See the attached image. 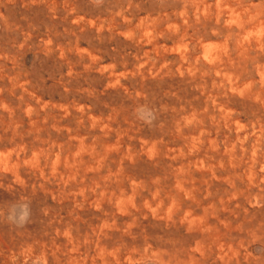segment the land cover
Masks as SVG:
<instances>
[{
  "label": "rangeland",
  "instance_id": "1",
  "mask_svg": "<svg viewBox=\"0 0 264 264\" xmlns=\"http://www.w3.org/2000/svg\"><path fill=\"white\" fill-rule=\"evenodd\" d=\"M233 1L239 3L237 4L235 2V4ZM192 2L198 5H193ZM203 2L205 5L202 4ZM203 2L200 0H0V35L3 34L2 37L0 36L1 39L3 38L2 40L0 39V43L2 44V46L0 45V49L2 48L1 50L3 51L0 50V76L4 75V77H0L1 82L4 84L2 85L0 82V91H2L0 92V103H3L1 104L2 106L0 105V108H2L0 109V111L2 110L0 112V153L5 152L3 155L0 154V159L7 160L5 161L6 166H4L5 164L1 163L2 161L0 160V180L2 178L0 181V264H12V262L14 264H195L196 262V264H214L215 261L217 262L219 260L220 256L217 254V244H213L209 248L211 253L210 257L206 258L207 261L202 259L200 252L202 248H206L207 246V224L212 226L215 225L220 231L219 233L226 237V240L227 238L231 239L229 241L227 240L230 247V261H232L229 262V264H238L239 261V264H264V119H262L264 118V30L261 32L259 30L261 27H264V20H262L264 18V0H259V2L258 0H256V2L255 0H213L214 3H212V0H203ZM212 5L214 7H212ZM223 5H225L226 8H231L232 11L228 8L224 9L225 7ZM232 5L234 6L230 7ZM251 5L261 6H259V9L258 6L252 7ZM203 7H205V9H203ZM235 7L236 9H234ZM247 7H250V12H248L249 10ZM243 8H246L248 11L246 12ZM254 12L256 13L255 17L250 16ZM216 15H218V17ZM235 15L237 20L239 19V22L243 20L247 24H240L241 22L235 23L237 21L234 20L236 19ZM256 17L259 19V23L257 19H255ZM209 18L211 22L208 21ZM215 18L217 22L222 20L220 24L216 22V25H214ZM202 19H206V21ZM232 19L235 22H233ZM226 21L231 22L228 23ZM204 22H207L206 24H209L210 27ZM168 23L169 26H173L174 24L177 25H174L176 29H174V26L173 29L170 27L171 32H168L170 31L168 30V26H166ZM195 23L198 25L200 24L201 27L199 28L198 25L196 27ZM227 24H230V26H227ZM252 24H254V26ZM221 25L222 27H220ZM242 25L243 27H241ZM189 26L191 28L193 27L194 30ZM182 27L184 28L182 29ZM179 30L181 31L180 34ZM211 31L217 36L210 33ZM225 31L227 35H224ZM250 31H253L255 34L253 35ZM219 32H223V34ZM181 35L182 39L180 38ZM190 35H192V37H190ZM201 35L203 37H201ZM257 36L258 38H256ZM162 37L166 40H163ZM228 37L230 39H228ZM249 37L254 38L250 39ZM195 41H197V43H195ZM243 43L246 44V46ZM237 44L239 47L235 49ZM252 45H254L253 49L255 50L252 49ZM240 47L244 48L241 49ZM226 50L231 55L230 59L233 57L232 60L229 59L227 61L228 63L221 64L219 60L217 61L213 58L215 54L227 53ZM241 50L243 54L238 58L237 55ZM210 51L211 53L208 54ZM234 53H236V55ZM205 55H207V58ZM209 59L213 61L211 62ZM260 59L262 60L260 61ZM233 60L235 62H233ZM255 60H257V62ZM238 61L241 65L238 64L239 68L236 66L239 71L237 73L236 67H232L239 63ZM205 62L207 63L205 64ZM208 63L210 64L208 65ZM2 67L5 69L3 70ZM254 67H260L257 68L259 71ZM231 69H233L232 71H235V73H233ZM243 69L248 70L247 73ZM221 72L222 74H220ZM224 72L227 73L228 77L226 73L223 74ZM214 73L217 75H214ZM236 73L237 75H235ZM233 75H235L236 78H233ZM223 77L226 78V80ZM259 78L260 80H257ZM244 79L251 80V82L247 84L248 80L245 81ZM214 80L216 82H214ZM227 82H231V84L233 82L232 86L231 84L228 85ZM147 83H150V85L147 86ZM218 83L221 84V86ZM247 85H249L248 89L246 87ZM53 87H55V89ZM229 88L231 90H229ZM250 89L252 92L249 91ZM257 91L262 93L261 96L263 99L260 97L262 100L257 98L261 94L259 93L258 96H256L258 93ZM253 96H256V100H259L255 101V98H252ZM146 97L149 101L146 100ZM252 101L253 103L251 104ZM149 102L151 103L149 104ZM4 103L6 106L8 105L7 107L9 109L6 108V110L4 108ZM254 103L256 105L257 103L259 104L258 106H254ZM229 105H231V107ZM249 105L250 107H248ZM258 107L259 109L257 110ZM3 108L7 111L5 114ZM244 109L245 112L242 111ZM248 109H250V111ZM180 111H182V113ZM239 112L243 116L239 114ZM253 112L255 114H253ZM198 121L199 123H197ZM170 123L174 126L172 127ZM191 124H193L192 127ZM163 125H166L167 128ZM168 126L169 128L171 127V129H169ZM239 127L241 128L239 129ZM183 128L186 129L184 130ZM173 130H175V132H173ZM179 130L182 132L180 133ZM190 130L191 132H189ZM47 131L48 133H46ZM167 131L168 133H166ZM186 131L189 133L187 134ZM200 132L202 133L200 134ZM64 134L67 137H65ZM19 136L22 140H20ZM72 136H76V138H72ZM40 137L44 139L40 140ZM64 137L66 138L65 140ZM27 138L33 139L25 141ZM75 139L78 140L77 143ZM176 139L178 141H176ZM9 140L11 142H9ZM144 140L146 142H144ZM213 140L216 141V146H214L215 143ZM12 142H14V144ZM22 142L25 143L23 144ZM38 142H41V144ZM73 142L76 143L74 144L75 146L72 144ZM25 144H28L29 149ZM42 144L45 146H42ZM37 146H39V149ZM226 147H230L231 149L234 147L233 149L235 151L233 149L231 151L230 148L227 149ZM243 147L245 150H243ZM220 148H222L221 152ZM236 148L238 149L236 150ZM6 149L8 155H5L7 154ZM71 150L74 153H78L74 155ZM238 151H240V153ZM217 152L219 153L217 154ZM154 153L156 156H154ZM158 153H160V155H158ZM49 154L51 156H49ZM35 155H37L36 158H34ZM86 155L89 158L94 156V159H89ZM172 156L174 158H172ZM175 156H177V159ZM3 157H7V159ZM60 157L62 158L60 159ZM157 157H159L160 160L157 159ZM22 158L25 160L23 161ZM26 158H28V160ZM63 159L66 160L68 165ZM155 159L157 162H155ZM173 159L177 162H174L175 160L173 161ZM29 160L32 162L35 160L37 161L32 163ZM53 160L58 164L57 169H54L56 166ZM179 160H182V162ZM249 160L252 161H250V165H248ZM97 161L98 163H95ZM106 161H108V163ZM43 162H45L44 166ZM47 162L50 163L48 164ZM51 163L54 165H51ZM70 164H74L76 169L78 166L81 168L78 167L77 171L73 168V165H71L73 168L72 170V168L69 167ZM90 164L93 165L95 169H91L92 166H90ZM59 165H61V168ZM158 165H160V170L158 169ZM161 165H164L166 168H162ZM3 166L8 169L10 168V171ZM50 166L52 169H50ZM66 166L68 169H66ZM227 166H229V170ZM82 167H84L85 172L82 171ZM88 168L93 173H89L90 171ZM238 168L240 170L239 172ZM12 169H17V174L15 173L16 171L14 172ZM45 169L47 172L44 173V171H46ZM48 169H50V171ZM59 169L61 170L59 171ZM246 169H249L248 173ZM230 170H232V173ZM253 170L254 173L252 172ZM96 171L98 174L95 173ZM59 172H62V174ZM73 172H75L74 176L72 175ZM80 172L84 175H80ZM223 172H225V174L228 172L229 175L228 173L225 175ZM6 173L10 175V178ZM12 173L16 174L15 177H13L14 175H12ZM18 174H20L19 177ZM42 174L44 178L47 177L46 180L43 179ZM249 174L250 176H248ZM58 175L62 177L60 178ZM97 175H99V177ZM81 176L84 177L81 178ZM69 177L71 182L69 181ZM213 177H215L217 181H215ZM248 177L250 178L247 179ZM64 178L69 182L64 183ZM194 178H196L197 182L194 181ZM54 179L58 180V182ZM78 179H81V181L83 180L82 183H84L82 185L84 186H80L81 181L79 182ZM129 180L132 181L130 182ZM170 180H172V182H170ZM125 181L127 183H125ZM159 181L160 183L163 181V183L159 184ZM74 182H77V184ZM57 183L60 185L58 186ZM113 183L114 189L112 186ZM209 185H212L213 188ZM35 188H37V190ZM165 189H168V191ZM7 191H9V193ZM20 191L23 192L22 195ZM99 191L101 192V196ZM131 191L133 193H131ZM257 191L260 193L258 194ZM155 193H157V195ZM139 194L141 196H139ZM57 196H61V199H58ZM202 196L204 198H202ZM42 199L45 204L42 203ZM45 199L46 201H44ZM195 199L199 201V205ZM186 200L188 202H186ZM192 202H194L195 205ZM52 203L56 204L53 205ZM65 204H70L71 206H65ZM187 204H189L191 208H189L190 206L185 207ZM43 206H45L43 210L46 207H48V209L46 208L47 210L45 209L43 211ZM184 207L185 209H183ZM39 210H41V213ZM42 212L45 213L42 214ZM77 213H79V215ZM211 213L213 215L212 218L210 215ZM222 213H224V215ZM259 213H261L262 217L258 215ZM52 216H54V219ZM57 216H60L61 219L59 217L57 218ZM78 216H80V219H78ZM92 217L93 219H91ZM255 217L259 219L256 220ZM81 219L83 222H80ZM86 219H88L91 224L90 222L88 223ZM92 221L96 222L94 223ZM253 221L254 224H252ZM41 222L43 225H41ZM82 224L83 226L85 225V228H83ZM27 227L29 229H27ZM33 227L37 229L41 227V231L40 229L35 230ZM167 228H169V232L165 231ZM173 228L174 230H172ZM257 228L259 233H257ZM63 229L66 230L63 231ZM79 230H81L83 234ZM66 232H68V234ZM170 232L173 234L171 235ZM22 233H26L29 237L26 236L27 238H25V234L22 235ZM49 233L52 239L48 236ZM97 233H99V235H96ZM102 233L103 235H107L103 236ZM187 233L189 239L186 237ZM195 233L198 238L195 236ZM200 233L201 235H199ZM9 234L12 235L13 240L8 239L9 236L11 238ZM100 235L102 238H100ZM182 236L187 239H181ZM33 237L37 239V242L32 240ZM38 237L41 238L39 239ZM203 237H206L205 241H203ZM14 238L19 239L17 240ZM52 240L54 243H52ZM57 240L60 243L58 244L59 246L55 244L58 243ZM55 245L58 246L57 249ZM67 245H70L71 248ZM45 246L47 248L49 247V249ZM188 247H190V249ZM19 250L21 253H19ZM187 251L189 254H187ZM48 253H52V255ZM161 253L163 254L161 255ZM173 254L174 256H172ZM49 255L52 256V258H50ZM49 258L52 259V262H50Z\"/></svg>",
  "mask_w": 264,
  "mask_h": 264
},
{
  "label": "bare ground",
  "instance_id": "2",
  "mask_svg": "<svg viewBox=\"0 0 264 264\" xmlns=\"http://www.w3.org/2000/svg\"><path fill=\"white\" fill-rule=\"evenodd\" d=\"M191 1H192V0H191ZM193 1H194V0H193ZM197 1H199V0H197ZM200 1L203 2V0H200ZM225 1H226V0H225ZM227 1H229V0H227ZM237 1H238V0H237ZM1 2H2V1H1ZM219 2H220V1H219ZM233 2H234V1H233ZM235 2H236V1H235ZM235 2H234V3H235ZM255 2H256V0H255ZM258 2H259V0H258ZM185 3H187V2H185ZM212 3H214L213 0H212ZM221 3H222V1H221ZM234 3H233V4H234ZM236 3L238 4L239 2H236ZM236 3H235V4H236ZM253 3H254V2H253ZM192 4H193V5H194V4L196 5V3H193V2H192ZM202 4H204V2H203ZM223 4H225V3H223ZM250 4H251V3H250ZM250 4H249V6H250ZM189 5H190V4H189ZM197 5H198V4H197ZM197 5H196V6H197ZM204 5H205V4H204ZM217 5H218V4H217ZM220 5H221V4H220ZM227 5H228V4H227ZM227 5H226V6H227ZM229 5H230V4H229ZM262 5H263V4H262ZM13 6H14V5H13ZM207 6H208V5H207ZM223 6L225 7V5H223ZM233 6H234V5H232V6H230V7H233ZM241 6H242V5H241ZM251 6H252V5H251ZM254 6H255V5H254ZM254 6H252V7H254ZM256 6H258V5H256ZM256 6H255V7H256ZM259 6H261V5H259ZM259 6H258V8H259ZM263 6H264V5H263ZM212 7H214V6L212 5ZM219 7H220V6H219ZM224 7H223V8H224ZM239 7H240V5H239ZM243 7H244V6H243ZM245 7H246V6H245ZM252 7H251V8H252ZM196 8H197V7H196ZM206 8H208V7H206ZM215 8H216V7H215ZM220 8H222V7H220ZM227 8H228V7H227ZM227 8L225 7L224 9H227ZM8 9H9V8H8ZM11 9H12V8H11ZM203 9H205V7H203ZM228 9H231V8H228ZM234 9H236V7H235ZM237 9H238V8H237ZM239 9H240V8H239ZM243 9H244L246 12H247L248 10H249L248 12H250V7H247L248 10H246V8H243ZM259 9H260V8H259ZM241 10H242V9H241ZM203 11H204V10H203ZM210 11H211V10H210ZM210 11H209V12H210ZM221 11H223V10H221ZM225 11H226V10H225ZM230 11H232V9H231ZM234 11H235V10H234ZM237 11H238V10H237ZM255 11H256V9H255ZM258 11L262 12L261 10H258ZM235 12H236V11H235ZM213 13H214V11H213ZM217 13L219 14L218 11H217ZM217 13H215V14H217ZM3 14H4V13H3ZM235 14H237V13H235ZM253 14H254V15H253ZM253 14H251V15L249 14V15L252 16V17H253V16L255 17V14H256V13L254 12ZM257 14H258V13H257ZM0 15H1V13H0ZM220 15H221V14H220ZM220 15H219V16H220ZM222 15H223V14H222ZM225 15H226V14H225ZM229 15H230V14H229ZM238 15H239V14H238ZM238 15H237V16H238ZM245 15H246V13H245ZM216 16L218 17V15H216ZM230 16H231V15H230ZM250 16H249V17H250ZM214 17H215V16H214ZM235 17H236V15H235ZM252 17H251V18H252ZM243 18H244V17H243ZM246 18H247V17H246ZM246 18H245V19H246ZM199 19H200V17H199ZM212 19H213V18H212ZM218 19H219V18H218ZM222 19H223V18H222ZM240 19H241V18H240ZM255 19H257V17H256ZM255 19H253V20H255ZM0 20H1V19H0ZM202 20H203V19H202ZM202 20H201V21H202ZM216 20H217V19L215 18V21H214L215 24H214V25H216V22H217ZM227 20H228V19H227ZM229 20H230V19H229ZM234 20H237V17H236V19H234ZM238 20H239V19H238ZM238 20L235 22V21H233V19H232V21L235 22V23H238V22H239ZM253 20H252V21H253ZM262 20H264V18H263ZM262 20H261V21H262ZM199 21H200V20H199ZM203 21H206V19L203 20ZM208 21L211 22V21H210V18L208 19ZM220 21H222V20H220ZM220 21H218L217 23L220 24ZM226 22H228V21H226ZM230 22H231V21H230ZM230 22H228V23H230ZM240 22H241V23H240ZM240 22H239V23H240V24L243 23V25H244V24H247V23H245L243 20L240 21ZM255 22H256V21H255ZM257 22L259 23V19H257ZM257 22H256V23H257ZM262 22H263V21H262ZM197 23H198V22H197ZM197 23H195V24H196V27H197V25H198ZM199 23H200V22H199ZM204 23H205V22H204ZM206 23H207V22H206ZM206 23H205V24H206ZM200 24H201V23H200ZM200 24L198 25L199 28L201 27ZM223 24H224V23H223ZM223 24H222V25H223ZM232 24H234V23H232ZM254 24H255V23H254ZM254 24H252V25L254 26ZM170 25H171V23H170ZM172 25H173V24H172ZM174 25H175V24H174ZM174 25H173V26H174ZM206 25L208 26L209 24H206ZM217 25H218V24H217ZM222 25H221L220 27H222ZM228 25L230 26V24H227V26H228ZM238 25H239V24H238ZM243 25H242L241 27H243ZM249 25H250V24H249ZM166 26H168V30H170V27H171V29H173V26H169V23H168ZM175 26H177V25H175ZM175 26H174V29H176ZM191 26H192V25H191ZM224 26H225V25H224ZM236 26H237V24H236ZM253 26H252V28H253ZM260 26H261V25H260ZM263 26H264V25H263ZM4 27H5V26H4ZM189 27H190V26H189ZM209 27H210V25H209ZM218 27H219V26H218ZM233 27H234V26H233ZM237 27H238V26H237ZM241 27H240V28H241ZM255 27H256V26H255ZM183 28H184V27H182V29H183ZM190 28H191V27H190ZM199 28H198V29H199ZM203 28H204V26H203ZM203 28H201V29H203ZM207 28H208V27H207ZM211 28H212V27H211ZM234 28H235V27H234ZM262 28H264V27H261V28L259 29L260 32L264 30V29H262ZM191 29H193V27H192ZM212 29H213V28H212ZM212 29H211V30H212ZM232 29H233V28H232ZM247 29H248V28H247ZM5 30H6V29H5ZM168 30H167V31H168ZM193 30H194V29H193ZM193 30H192V31H193ZM207 30H208V29H207ZM233 30H234V29H233ZM244 30H245V29H244ZM165 31H166V30H165ZM187 31H188V30H187ZM212 31H213V30H212ZM212 31H211L210 33L213 34ZM227 31H228V29H227ZM254 31H255V30H254ZM168 32H171V30L168 31ZM173 32H174V30H173ZM180 32H181V31L179 30V34H180ZM193 32H194V31H193ZM201 32H202V31H201ZM228 32H229V31H228ZM235 32H236V31H235ZM239 32H240V31H239ZM250 32L253 33V31H250ZM184 33H185V32H184ZM191 33H192V32H191ZM214 33H215V32H214ZM219 33L223 34V32H219ZM225 33H226V34H225ZM225 33H224V35H227V32H226V31H225ZM240 33H241V32H240ZM174 34H175V33H174ZM189 34H190V33H189ZM192 34H193V33H192ZM196 34H197V33H196ZM200 34H202V33H200ZM216 34H217V33H216ZM236 34H237V33H236ZM241 34H243V33H241ZM241 34H240V35H241ZM254 34H255V33H253V35H254ZM261 34H262V33H261ZM261 34H260V35H261ZM2 35H3V34H2ZM2 35H0V36L2 37ZM175 35H176V34H175ZM182 35H183V33H182ZM182 35H181V37H180L181 39H182ZM209 35H211V34H209ZM209 35H208V36H209ZM213 35H215V34H213ZM213 35H212V36H213ZM237 35H239V34H237ZM249 35H250V34H249ZM260 35H259V36H260ZM79 36H80V35H79ZM177 36H178V35H177ZM184 36H185V35H184ZM197 36H198V35H197ZM208 36H207V37H208ZM215 36H217V35H215ZM215 36H214V37H215ZM232 36H233V35H232ZM241 36H242V35H241ZM241 36H240V37H241ZM247 36H248V35H247ZM1 37H0V39H1ZM70 37H71V36H70ZM80 37H81V36H80ZM190 37H192V35H190ZM198 37H200V36H198ZM201 37H203V36L201 35ZM204 37L206 38L205 35H204ZM209 37H210V36H209ZM209 37H208V38H209ZM225 37H226V36H225ZM235 37H236V36H235ZM251 37H252V36H251ZM251 37H249V38H250V39H253V38H254V37H253V38H251ZM4 38H5V36H4ZM183 38H184V37H183ZM236 38H237V37H236ZM256 38H258V36H257ZM256 38H255V39H256ZM2 39H3V38H2ZM2 39H1V40H2ZM162 39L164 40L165 38L162 37ZM195 39H196V38H195ZM199 39H200V38H199ZM223 39H225V38H223ZM228 39H230V38L228 37ZM240 39H241V38H240ZM242 39H243V37H242ZM242 39H241V40H242ZM4 40H5V39H4ZM165 40H166V39H165ZM168 40H169V39H168ZM171 40H172V39H171ZM200 40H201V39H200ZM207 40H209V39H207ZM233 40H234V39H233ZM236 40H237V39H236ZM241 40H240V43H241ZM246 40H248V39H246ZM263 40H264V39H263ZM198 41H199V40H198ZM203 41H206V40H203ZM234 41H235V40H234ZM244 41H245V38H244ZM244 41H243V42H244ZM2 42H4V41H2ZM206 42H207V41H206ZM206 42H203V43H206ZM208 42H209V41H208ZM227 42H228V41H227ZM236 42H237V41H236ZM248 42H250V41H248ZM251 42H252V41H251ZM260 42H261V41H260ZM195 43H197V41H195ZM201 43H202V42H201ZM257 43H258V42H257ZM243 44H244V43H243ZM251 44H252V43H251ZM0 45L2 46L1 43H0ZM194 45H195V44H194ZM204 45L207 46L206 44H204ZM232 45H233V44H232ZM240 45H241V44H240ZM244 45L246 46V44H244ZM254 45H258V44H254ZM254 45H252V49H253V46H254ZM1 46H0V47H1ZM209 46H211V45H209ZM178 47H179V46H178ZM198 47H200V46H198ZM233 47H234V46H233ZM238 47H239V46H238V44H237V47H235V49L238 48ZM255 47H256V46H255ZM9 48H10V47H9ZM209 48H210V47H209ZM209 48H207V49H209ZM240 48H241V47H240ZM242 48H244V47H242ZM242 48H241V49H242ZM257 48H259V47H257ZM257 48H256V50H257ZM1 49H2V48H1ZM1 49H0V50H1ZM199 49H200V48H199ZM247 49H249V48H247ZM3 50H4V49H3ZM170 50H171V49H170ZM180 50H181V49H180ZM195 50H196V49H195ZM202 50H203V49H202ZM210 50H211V49H210ZM245 50H246V49H245ZM253 50H255V49H253ZM1 51H2V50H1ZM189 51H190V50H189ZM208 51H209V50H208ZM211 51H213V50H211ZM211 51H210L209 53H208V52H207V53L210 54ZM226 51H227V50H226ZM229 51H230V50H229ZM237 51H238V50H237ZM249 51H250V50H249ZM2 52H3V51H2ZM172 52H173V51H172ZM197 52H198V50H197ZM199 52H200V51H199ZM221 52H222V51H221ZM250 52H251V51H250ZM250 52H248V53H250ZM0 53H1V52H0ZM187 53H188V52H187ZM203 53H205V52H203ZM215 53H216V52H215ZM222 53H223V52H222ZM230 53H231V52H230ZM2 54H3V53H2ZM188 54H189V53H188ZM197 54H199V53H197ZM200 54H201V53H200ZM205 54H206V53H205ZM208 54H207V55H208ZM234 54L236 55V53H234ZM242 54H243V53H242V50H241V51L238 53V55H237L238 58H240V57L242 56ZM246 54H247V52H246ZM254 54H255V53H254ZM180 55H181V54H180ZM190 55H191V54H190ZM202 55H204V54H202ZM207 55H205L206 58H207ZM249 55H250V54H249ZM261 55H262V54H261ZM261 55H260V57H261ZM2 56H3V55H2ZM196 56H197V55H196ZM208 56H209V55H208ZM230 56H231V55H230V54L228 53V51H227V53H224V54H221V53H220V54H215V56H213V58L216 59L217 61L219 60V62H220L221 64H222V63L224 64V63H228L227 61L230 59ZM233 56H234V55H233ZM251 56H252V55H251ZM203 57H204V56H203ZM235 57H236V56H235ZM260 57H259V58H260ZM0 58H1V57H0ZM252 58H253V56H252ZM257 58H258V57H257ZM175 59H176V57H175ZM195 59H196V57H195ZM232 59H233V57H232L230 60H232ZM245 59H246V58H245ZM254 59H255V58H254ZM262 59H263V58H262ZM262 59H260V61H261ZM140 60H142V59H140ZM206 60H207V59H206ZM209 60H210V59H209ZM177 61H178V58H177ZM177 61H176V62H177ZM210 61L212 62L213 60H210ZM210 61H209V62H210ZM240 61H241V60H240ZM255 61L257 62V60H255ZM263 61H264V60H263ZM173 62H174V61H173ZM231 62H232V61H231ZM233 62H235V61L233 60ZM233 62H232V63H233ZM238 62H239V61H238ZM246 62H248V61H246ZM193 63H194V62H193ZM206 63H207V62H205V64H206ZM262 63H263V62H262ZM203 64H204V63H203ZM209 64H210V63H208V65H209ZM211 64H212V63H211ZM214 64H215V63H214ZM230 64H231V63H230ZM238 64H240V62L237 63L236 65L234 64L235 66H233L232 68H234V67H236V66L238 67ZM251 64H252V63H251ZM256 64H257V63H256ZM218 65H219V64H218ZM227 65H228V64H227ZM240 65H241V64H240ZM263 65H264V64H263ZM3 66H4V65H3ZM206 66H207V65H206ZM222 66H223V65H222ZM229 66H230V65H229ZM247 66H248V65H247ZM247 66H246V67H247ZM257 66H258V64H257ZM4 67H5V66H4ZM187 67H188V66H187ZM224 67H225V66H224ZM230 67H231V66H230ZM237 67H236L235 69H236V71H237V73H238L239 71L237 70ZM252 67H253V65H252ZM0 68H1V66H0ZM2 68H3V67H2ZM202 68H203V67H202ZM214 68H215V67H214ZM226 68H228V67H226ZM238 68H239V67H238ZM241 68H242V67H241ZM247 68H248V67H247ZM254 68H255V67H254ZM257 68H260V67H257ZM257 68H255V69H257ZM4 69H5V68H3V70H4ZM188 69H189V68H188ZM204 69H205V67H204ZM208 69H209V68H208ZM216 69H217V68H216ZM251 69H252V68H251ZM7 70H8V69H7ZM225 70H227V69H225ZM232 70H233V69H231V71H232ZM243 70H245V69H243ZM243 70H242V71H243ZM0 71H1V70H0ZM8 71H9V70H8ZM166 71H168V70H166ZM191 71H192V70H191ZM206 71H207V69H206ZM221 71H222V70H221ZM240 71H241V70H240ZM247 71H248V70H245L246 73H247ZM251 71H252V70H251ZM257 71H259V69H257ZM260 71H262V70H260ZM213 72H214V71H213ZM215 72H216V71H215ZM232 72L235 73V71H232ZM249 72H250V70H249ZM7 73H8V72H7ZM142 73H143V72H142ZM142 73H141V74H142ZM206 73H207V72H206ZM225 73H226V72H224L223 74H225ZM237 73H236L235 75H237ZM246 73H245V74H246ZM250 73H251V72H250ZM256 73H257V72H256ZM259 73H260V72H259ZM259 73H258V74H259ZM209 74H210V73H209ZM215 74H216V73H214V75H215ZM220 74H222V72H221ZM228 74H229V73H228ZM262 74H263V73H262ZM262 74H261V75H262ZM9 75H10V74H9ZM216 75H217V74H216ZM226 75H227V73H226ZM226 75H225V77H226ZM231 75H232V74H231ZM231 75H229V76H231ZM235 75H233V78L235 77ZM241 75H242V74H241ZM241 75H240V76H241ZM256 75H257V74H256ZM259 75H260V74H259ZM1 76H2V75H1ZM1 76H0V77H1ZM19 76H20V75H19ZM220 76H221V75H220ZM222 76H223V75H222ZM240 76H238V77H240ZM247 76H248V75H247ZM257 76H258V75H257ZM2 77H4V75H3ZM227 77H228V75H227ZM260 77H261V76H260ZM9 78H10V77H9ZM25 78H26V77H25ZM223 78H224V77H223ZM235 78H236V77H235ZM224 79L226 80V78H224ZM215 80H217V79H215ZM215 80H214V82H216ZM227 80H228V79H227ZM234 80H236V79H234ZM244 80H245V79H244ZM244 80H243V82H244ZM247 80H248V79H246L245 81H247ZM252 80H253V79H252ZM257 80H260V78L257 79ZM261 80H262V79H261ZM2 81H4V80H2ZM5 81H6V80H5ZM217 81H218V80H217ZM0 82H1V80H0ZM195 82H196V81H195ZM228 82H229V81H228ZM228 82H227V83H228ZM234 82H235V81H234ZM241 82H242V81H241ZM249 82H251V80H250V81L248 80L247 84H248ZM259 82H260V81H259ZM4 83H6V82H4ZM21 83H22V82H21ZM203 83H204V81H203ZM211 83H212V81H211ZM227 83H226V84H227ZM1 84L4 85L2 82H1ZM6 84H7V83H6ZM218 84H219V83H218ZM226 84H225V85H226ZM230 84H231V82L228 83V85H230ZM232 84H233V82H232ZM232 84H231V86H232ZM234 84H235V83H234ZM149 85H150V83H149V84L147 83V86H149ZM212 85H213V84H212ZM214 85H215V84H214ZM219 85L221 86V84H219ZM240 85H241V84H240ZM250 85H251V83H250ZM257 85H258V84H257ZM50 86H51V85H50ZM223 86H224V85H223ZM234 86H235V85H234ZM237 86H239V85H237ZM253 86H255V85H253ZM260 86H261V85H260ZM246 87H247V89H248L249 85H247ZM5 88H6V87H5ZM53 88L55 89V87H53ZM149 88H150V87H149ZM163 88H164V87H163ZM211 88H212V87H211ZM220 88H221V87H220ZM222 88H223V87H222ZM227 88H228V86H227ZM238 88H239V87H238ZM259 88H260V87H259ZM261 88H262V87H261ZM20 89H21V88H20ZM50 89H51V88H50ZM218 89H219V88H218ZM242 89L244 90L243 86H242ZM152 90H153V89H152ZM216 90H217V89H216ZM229 90H231V89L229 88ZM232 90H233V89H232ZM260 90H262V89H260ZM5 91H6V90H5ZM18 91H19V90H18ZM43 91H44V90H43ZM56 91H57V90H56ZM153 91H154V90H153ZM218 91H219V90H218ZM249 91H251V89H250ZM249 91H248V92H249ZM254 91H255V90H254ZM0 92H2V91H0ZM220 92H221V91H220ZM223 92H224V91H223ZM223 92H222V93H223ZM242 92H244V91H242ZM251 92H252V91H251ZM257 92H258V93H257L256 96H258V94L261 93V92H259V91H257ZM263 92H264V91H263ZM3 93H4V92H3ZM178 93H179V92H178ZM1 94H2V93H1ZM28 94H29V93H28ZM216 94H217V92H216ZM223 94H224V93H223ZM240 94H243V93H240ZM252 94H253V93H252ZM263 94H264V93H263ZM4 95H5V94H4ZM173 95H174V94H173ZM220 95H221V94H220ZM224 95H225V94H224ZM261 95H262V93H261L260 96H258L257 98L261 99V98H262ZM5 96H6V95H5ZM256 96H253L252 98H255ZM2 97H3V96H2ZM24 97H25V96H24ZM218 97H219V96H218ZM224 97H225V96H224ZM260 97H261V98H260ZM0 98H1V97H0ZM146 98H147V97H146ZM222 98H223V97H222ZM237 98H238V97H237ZM263 98H264V96H263ZM263 98H262V99H263ZM210 99H211V98H210ZM217 99H218V98H217ZM259 99H257V100H259ZM262 99H261V100H262ZM146 100H148V98H147ZM220 100H221V99H220ZM254 100L257 101L256 98H255ZM136 101H137V100H136ZM144 101H145V100H144ZM148 101H149V100H148ZM221 101H222V100H221ZM229 101H230V100H229ZM255 101H254V102H255ZM146 102H147V101H146ZM161 102H162V100H161ZM150 103H151V102H149V104H150ZM217 103H218V102H217ZM240 103H241V102H240ZM240 103H239V104H240ZM242 103H243V102H242ZM245 103H246V101H245ZM248 103H249V102H248ZM252 103H253V101L251 102V104H252ZM259 103H260V102H259ZM259 103H257V105L254 103L253 105H254V106H255V105L258 106ZM263 103H264V102H263ZM1 104H3V103H0V105H1ZM4 104H5V103H4ZM218 104H219V103H218ZM220 104H222V103H220ZM229 104H230V103H229ZM232 104H233V102H232ZM246 104H247V103H246ZM261 104H262V103H261ZM11 105H12V104H11ZM193 105H194V104H193ZM1 106H2V105H1ZM4 106H5V107H4ZM4 106H3V107H4L5 109L8 108V107H7L8 105L6 106V104H5ZM220 106H221V105H220ZM224 106H225V105H224ZM229 106L231 107V105H229ZM241 106H242V105H241ZM254 106H253V108H254ZM263 106H264V105H263ZM26 107H27V106H26ZM182 107H183V106H182ZM221 107H222V106H221ZM233 107H234V105H233ZM248 107H250V105H249ZM4 108H3V109H4ZM243 108H244V106H243ZM245 108H246V106H245ZM0 109H2V108H0ZM5 109H4L5 112L3 111L4 114L7 112V111H6L7 109H6V110H5ZM8 109H9V108H8ZM183 109H184V108H183ZM220 109H221V108H220ZM250 109H252V108H250ZM250 109H248V110L250 111ZM258 109H259V107L257 108V110H258ZM28 110H29V109H28ZM225 110H226V109H225ZM227 110H228V109H227ZM230 110H231V109H230ZM230 110H229V111H230ZM246 110H247V109H246ZM1 111H2V110H1ZM1 111H0V112H1ZM186 111H187V110H186ZM221 111H222V110H221ZM238 111H239V110H238ZM238 111H237V112H238ZM242 111L245 112V109L242 110ZM249 111H248V113H249ZM254 111H255V110H254ZM180 112L182 113V111H180ZM216 112H217V111H216ZM255 112H256V111H255ZM257 112H258V111H257ZM259 112H260V111H259ZM261 112H262V109H261ZM185 113H186V112H185ZM190 113H191V112H190ZM192 113H193V112H192ZM227 113H228V112H227ZM248 113H247V114H248ZM178 114H179V113H178ZM224 114H225V113H224ZM239 114H241V113L239 112ZM239 114H238V115H239ZM251 114H252V113H251ZM253 114H255V113L253 112ZM261 114H263V113H261ZM2 115H3V114H2ZM227 115H228V114H227ZM234 115H235V114H234ZM238 115H237V116H238ZM241 115H242V114H241ZM258 115H259V114H258ZM3 116H4V115H3ZM6 116H7V114H6ZM6 116H5V117H6ZM16 116H17V115H16ZM190 116H191V115H190ZM197 116H198V115H197ZM231 116H232V115H231ZM235 116H236V115H235ZM242 116H243V115H242ZM242 116H241V117H242ZM246 116H247V115H246ZM249 116H250V115H249ZM255 116H256V115H255ZM260 116H261V115H260ZM260 116H259V117H260ZM159 117H160V116H159ZM178 117H179V116H178ZM198 117H199V116H198ZM203 117H204V116H203ZM206 117H207V116H206ZM229 117H230V116H229ZM253 117H254V116H253ZM253 117H252V118H253ZM13 118L15 119L14 116H13ZM175 118H176V117H175ZM175 118H174V119H175ZM218 118H219V117H218ZM255 118H256V117H255ZM255 118H254V119H255ZM261 118H262V117H261ZM16 119H18V118H16ZM183 119H184V118H183ZM196 119H197V118H196ZM196 119H195V120H196ZM198 119H199V118H198ZM206 119H207V118H206ZM244 119H246V118H244ZM262 119H264V118H262ZM0 120H1V118H0ZM2 120H3V119H2ZM175 120H176V119H175ZM184 120H185V119H184ZM210 120H212V119H210ZM238 120H239V119H238ZM240 120H241V119H240ZM249 120H250V119H249ZM182 121H183V120H182ZM182 121H181V124H182ZM244 121H247V120H244ZM219 122H220V121H219ZM219 122H218V123H219ZM259 122H260V121H259ZM259 122H258V123H259ZM172 123H173V120H172ZM184 123H185V122H184ZM197 123H199V121H198ZM203 123H204V122H203ZM209 123H210V122H209ZM215 123H216V122H215ZM223 123H224V122H223ZM237 123H238V122H237ZM240 123H241V122H240ZM256 123H257V122H256ZM263 123H264V122H263ZM165 124H166V123H165ZM221 124H222V123H221ZM245 124H246V123H245ZM166 125H168V124H166ZM166 125H163V126H166ZM170 125L172 126L171 123H170ZM207 125H208V124H207ZM209 125H210V124H209ZM216 125H217V124H216ZM240 125H242V124H240ZM13 126H14V125H13ZM173 126H174V125H173ZM173 126H172V127H173ZM192 126H193V124H191V127H192ZM199 126H200V125H199ZM210 126H211V125H210ZM258 126H259V125H258ZM0 127H1V126H0ZM161 127H162V125H161ZM175 127H176V126H175ZM175 127H174V128H175ZM201 127H203V126H201ZM207 127H208V126H207ZM220 127H221V126H220ZM220 127H219V129H220ZM22 128H23V127H22ZM28 128H29V127H28ZM73 128H74V127H73ZM165 128H167V126H166ZM165 128H164V129H165ZM168 128H169V126H168ZM176 128H177V127H176ZM186 128H187V127H186ZM186 128H185V129H186ZM195 128H196V125H195ZM198 128H199V127H198ZM198 128H197V129H198ZM203 128H204V127H203ZM211 128H212V127H211ZM232 128H233V127H232ZM240 128H241V127H239V129H240ZM3 129H4V128H3ZM169 129H171V127H170ZM172 129H173V128H172ZM177 129H178V128H177ZM183 129H184V128H183ZM185 129H184V130H185ZM189 129H190V128H189ZM205 129H206V128H205ZM243 129H244V128H243ZM45 130H46V129H45ZM224 130H225V129H224ZM263 130H264V128H263ZM3 131H4V130H3ZM3 131H2V132H3ZM94 131H95V130H94ZM163 131H166V130H163ZM169 131H170V130H169ZM176 131H177V130H176ZM179 131H180V130H179ZM179 131H178V132H179ZM222 131H223V130H222ZM228 131H229V130H228ZM0 132H1V131H0ZM173 132H175V130H173ZM181 132H182V131H180V133H181ZM189 132H191V130H190ZM189 132H188V133H189ZM223 132H224V131H223ZM236 132H237V131H236ZM260 132H261V131H260ZM3 133H4V132H3ZM46 133H48V131H47ZM166 133H168V131H167ZM166 133H165V134H166ZM169 133L171 134V131H170ZM183 133H184V132H183ZM186 133H187V131H186ZM188 133H187V134H188ZM201 133H202V132H200V134H201ZM215 133H216V132H215ZM230 133H231V132H230ZM7 134H8V132H7ZM21 134H22V133H21ZM21 134H20V135H21ZM53 134H54V133H53ZM62 134H63V133H62ZM66 134H67V133H66ZM142 134H143V133H142ZM203 134H204V133H203ZM203 134H202V135H203ZM205 134H206V133H205ZM211 134H212V133H211ZM211 134H210V135H211ZM241 134H242V133H241ZM10 135H11V134H10ZM10 135H9V138H10ZM46 135H47V134H46ZM60 135H61V134H60ZM64 135H65V134H64ZM174 135H175V134H174ZM174 135H173V136H174ZM190 135H191V134H190ZM208 135H209V134H208ZM232 135H233V133H232ZM3 136H6V135H3ZM11 136H12V135H11ZM51 136H52V135H51ZM61 136H62V135H61ZM61 136H59V137H61ZM140 136H141V135H140ZM144 136H145V135H144ZM175 136H177V135H175ZM179 136H181V135H179ZM187 136H188V135H187ZM191 136H192V135H191ZM218 136H219V135H218ZM225 136H226V135H225ZM227 136H228V135H227ZM239 136H240V135H239ZM263 136H264V134H263ZM6 137H8V136H6ZM12 137H13V136H12ZM33 137H34V136H33ZM59 137H58V138H59ZM62 137H63V136H62ZM65 137H67V136L65 135ZM65 137H64V140L66 139ZM69 137H70V136H69ZM69 137H68V138H69ZM73 137L76 138V136H72V138H73ZM164 137H165V136H164ZM192 137H193V136H192ZM4 138H5V137H4ZM19 138H20V136H19ZM19 138H18V139H19ZM28 138H29V137H28ZM28 138H27V140H25V141H28V140L30 141V139H31V140L33 139V138H30V139H28ZM52 138H53V137H52ZM52 138H51V139H52ZM54 138H55V137H54ZM58 138H57V139H58ZM68 138H67V140H68ZM70 138H71V137H70ZM177 138H178V137H177ZM190 138H191V137H190ZM221 138H222V136H221ZM226 138H227V137H226ZM244 138H245V137H244ZM14 139H15V138H14ZM35 139H36V137H35ZM42 139H44V138L42 137ZM42 139H41V137H40V140H42ZM51 139H50V140H51ZM178 139H179V138H178ZM191 139H192V138H191ZM232 139H233V138H232ZM235 139H236V138H235ZM20 140H22V139L20 138ZM62 140H63V138H62ZM64 140H63V141H64ZM75 140H77V139H75ZM149 140H150V139H149ZM149 140H148V141H149ZM188 140H189V139H188ZM23 141H24V140H23ZM57 141H58V140H57ZM83 141H84V139H83ZM176 141H178V140L176 139ZM176 141H174V142H176ZM213 141H214V140H213ZM213 141H210V142H213ZM7 142H8V140H7ZM9 142H11V141L9 140ZM31 142H32V141H31ZM33 142H34V141H33ZM45 142H46V141H45ZM52 142H53V141H52ZM77 142H78V140L76 141V143H77ZM144 142H146V141L144 140ZM154 142H155V141H154ZM160 142H161V141H160ZM182 142H183V141H182ZM210 142H209V144H210ZM215 142H216V141H214V143H215ZM217 142H218V141H217ZM227 142H228V141H227ZM12 143L14 144V142H12ZM22 143H23V142H22ZM24 143H25V142H24ZM24 143H23V144H24ZM38 143L41 144V142H38ZM38 143H37V144H38ZM56 143H57V142H56ZM58 143H59V142H58ZM63 143H64V142H63ZM66 143H67V142H66ZM66 143H65V145H66ZM69 143H70V142H69ZM76 143L73 142L72 144L74 145V144H76ZM141 143H142V142H141ZM176 143H177V142H176ZM198 143H199V142H198ZM3 144H4V143H3ZM13 144H12V145H13ZM35 144H36V143H35ZM40 144H39V145H40ZM87 144H88V143H87ZM155 144H156V143H155ZM178 144H179V143H178ZM184 144H185V143H184ZM200 144H201V143H200ZM204 144H205V143H204ZM228 144H229V143H228ZM240 144H241V142H240ZM240 144H239V145H240ZM12 145H11V146H12ZM25 145L28 146V144H25ZM30 145H31V144H30ZM43 145H44V144H42V146H43ZM56 145H58V144H56ZM77 145H78V144H77ZM146 145H147V144H146ZM190 145H191V144H190ZM190 145H189V146H190ZM232 145H233V143H232ZM244 145H245V144H244ZM6 146H7V144H6ZM11 146H10V147H11ZM15 146H16V145H15ZM40 146H41V145H40ZM44 146H45V145H44ZM69 146H70V145H69ZM74 146H75V145H74ZM144 146H145V145H144ZM184 146H185V145H184ZM187 146H188V145H187ZM198 146H201V145H198ZM209 146H210V145H209ZM214 146H216V143H215ZM235 146H236V144H235ZM3 147H4V146H3ZM8 147H9V146H8ZM31 147H32V146H31ZM37 147H38V149H39V146H37ZM52 147H53V144H52ZM79 147H80V146H79ZM202 147H203V146H202ZM210 147H211V146H210ZM210 147H209V148H210ZM212 147H213V146H212ZM231 147H232V146H231ZM240 147H241V146H240ZM240 147H239V148H240ZM4 148H5V147H4ZM18 148H19V147H18ZM21 148H22V147H21ZM58 148H59V147H58ZM61 148H62V147H61ZM206 148H207V147H206ZM206 148H204V149H206ZM213 148H214V147H213ZM226 148H227V147H226ZM229 148H230V147H229ZM229 148H227V149H229ZM233 148H234V147H233ZM233 148H232V149H233ZM8 149H10V148H8ZM28 149H29V146H28ZM34 149H35V148H34ZM36 149H37V148H36ZM62 149H63V148H62ZM62 149H61V151H62ZM67 149H68V148H67ZM73 149H74V148H73ZM77 149H79V148H77ZM77 149H76V151H77ZM125 149H126V148H125ZM166 149H167V148H166ZM187 149H188V148H187ZM195 149H196V148H195ZM211 149H212V148H211ZM218 149H219V148H218ZM218 149H217V150H218ZM224 149H225V148H224ZM224 149H223V151H224ZM230 149H231V148H230ZM232 149H231V151H232ZM237 149H238V148H236V150H237ZM254 149H255V148H254ZM46 150H47V149H46ZM64 150H65V149H64ZM148 150H149V149H148ZM174 150H175V149H174ZM189 150H191V149H189ZM212 150H213V149H212ZM225 150H226V149H225ZM233 150H234V149H233ZM243 150H245L244 147H243ZM1 151H2V150H1ZM9 151H10V150H9ZM17 151H18V150H17ZM31 151H32V150H31ZM39 151H40V150H39ZM51 151H52V150H51ZM71 151H72V150H71ZM73 151L75 152V149H74ZM73 151H72V152H73ZM150 151H151V149H150ZM191 151H192V150H191ZM214 151H215V150H214ZM221 151H222V148H220V152H221ZM229 151H230V150H229ZM234 151H235V150H234ZM241 151H242V149H241ZM6 152H7V154H5V155H8V151H7V149H6ZM11 152H12V149H11ZM29 152H30V150H29ZM46 152H47V151H46ZM74 152H73L74 155H76V154L78 153V152H77V153H74ZM79 152H80V151H79ZM84 152H85V151H84ZM93 152H94V151H93ZM194 152H195V151H194ZM198 152H199V149H198ZM200 152H201V150H200ZM238 152L240 153V151H238ZM242 152H243V151H242ZM3 153H5V152H1L0 154L3 155ZM27 153H28V152H27ZM88 153H89V152H88ZM148 153H149V152H148ZM151 153H152V151H151ZM213 153H214V152H213ZM218 153H219V152H217V154H218ZM223 153H224V152H223ZM236 153H237V152H236ZM34 154H35V153H34ZM36 154H37V153H36ZM59 154H60V153H59ZM66 154H67V153H66ZM97 154H98V153H97ZM152 154H153V153H152ZM154 154H155V153H154ZM190 154H191V153H190ZM204 154H205V153H204ZM206 154H208V153H206ZM242 154H244V153H242ZM5 155H4V156H5ZM13 155H14V154H13ZM45 155H46V153H45ZM55 155H56V154H55ZM63 155H64V154H63ZM89 155H90V154H89ZM158 155H160V153H158ZM222 155H224V154H222ZM222 155H220V156H222ZM226 155H227V153H226ZM235 155H236V154H235ZM14 156H15V155H14ZM22 156H23V155H22ZM26 156H27V155H26ZM49 156H51V155L49 154ZM78 156H79V155H78ZM83 156H84V155H83ZM86 156H87V155H86ZM91 156H93V155H91ZM91 156H90V157H91ZM99 156H100V155H99ZM154 156H156V154H155ZM209 156H210V154H209ZM218 156H219V155H218ZM228 156H229V153H228ZM239 156H240V155H239ZM250 156H251V155H250ZM0 157H1V155H0ZM23 157H24V156H23ZM36 157H37V155H35L34 158H36ZM55 157H56V156H55ZM62 157H63V156H62ZM62 157H60V159H61ZM87 157H88V156H87ZM93 157H94V156H93ZM93 157H92V158H93ZM175 157H176V159H177V156H175ZM210 157H211V156H210ZM232 157H233V156H232ZM240 157H242V156H240ZM243 157H244V156H243ZM263 157H264V156H263ZM3 158H6V159H7V157H3ZM12 158H13V157H12ZM44 158H45V156H44ZM46 158H47V157H46ZM56 158H57V157H56ZM56 158H55V159H56ZM70 158H72V157H70ZM88 158H89V157H88ZM92 158H89V159H92ZM95 158H96V157H95ZM172 158H174V157L172 156ZM178 158H179V157H178ZM188 158H189V157H188ZM195 158H196V157H195ZM195 158H194V159H195ZM204 158H205V157H204ZM222 158H223V157H222ZM224 158H225V156H224ZM233 158H234V157H233ZM251 158H252V157H251ZM15 159H16V158H15ZM22 159H23V158H22ZM22 159H21V160H22ZM26 159L28 160V158H26ZM32 159H33V158H32ZM49 159H50V158H49ZM55 159H54V160H55ZM78 159H80V158H78ZM93 159H94V158H93ZM157 159H159V157H157ZM166 159H167V157H166ZM179 159H180V158H179ZM243 159H244V158H243ZM253 159H254V158H253ZM253 159H251V160H253ZM0 160H1V159H0ZM16 160H17V159H16ZM24 160H25V159H23V161H24ZM43 160H44V159H43ZM51 160H52V159H51ZM54 160H53V161H54ZM63 160H64V159H63ZM70 160H71V159H70ZM95 160H96V159H95ZM159 160H160V159H159ZM161 160H162V159H161ZM164 160H165V159H164ZM171 160H172V159H171ZM174 160H175V159H173V161H174ZM182 160H184V159H182ZM182 160H179V161L182 162ZM191 160H193V159H191ZM251 160H249V164H248V165H250V161H251ZM255 160H256V159H255ZM255 160H254V161H255ZM1 161H2L1 163L5 164L4 166H6L5 161H7V160H5V159L3 160V159H2ZM3 161H4V162H3ZM23 161H21V162H23ZM29 161H31V160H29ZM35 161H37V160H35ZM35 161H34V162H35ZM45 161H46V160H45ZM55 161H57V160H55ZM55 161H54L53 163L55 164L56 167H54V166H53V167H54V169H57L58 164H57ZM64 161L66 162V160H64ZM165 161H166V160H165ZM203 161H204V160H203ZM224 161H225V159H224ZM235 161H236V160H235ZM240 161H241V160H240ZM240 161H239V163H240ZM14 162H15V161H14ZM14 162H13V163H14ZM17 162H19V161H17ZM27 162H28V161H27ZM31 162H32V161H31ZM34 162H32V163H34ZM57 162H58V161H57ZM65 162H64V163H65ZM106 162L108 163V161H106ZM155 162H157L156 159H155ZM159 162H160V161H159ZM174 162H177V161L175 160ZM198 162H199V161H198ZM210 162H211V160H210ZM210 162H209V163H210ZM215 162H216V161H215ZM226 162H227V160H226ZM231 162H232V161H231ZM241 162H242V161H241ZM251 162H252V161H251ZM25 163H26V162H25ZM44 163H45V162H43V166H44ZM47 163L49 164L50 162H47ZM53 163H51V165H54ZM61 163H62V162H61ZM83 163H84V162H83ZM88 163H89V162H88ZM95 163H98V161L95 162ZM99 163H100V162H99ZM115 163H116V162H115ZM163 163H164V162H163ZM172 163H173V162H172ZM212 163H213V162H212ZM216 163H217V162H216ZM229 163H230V160H229ZM14 164H15V163H14ZM17 164H19V163H17ZM36 164H37V163H36ZM36 164H35V165H36ZM41 164H42V163H41ZM56 164H57V165H56ZM66 164L68 165L67 162H66ZM85 164H86V163H85ZM112 164H113V163H112ZM165 164H166V163H165ZM174 164H175V163H174ZM177 164H178V163H177ZM226 164H227V163H226ZM236 164H237V163H236ZM251 164H252V163H251ZM255 164H256V163H255ZM7 165H8V164H7ZM31 165H33V164H31ZM71 165H73V168H75L74 164H70L69 167H71ZM75 165H76V163H75ZM86 165H87V164H86ZM104 165H105V164H104ZM142 165H143V164H142ZM147 165H148V164H147ZM156 165H157V164H156ZM166 165H167V164H166ZM193 165H194V163H193ZM198 165H199V164H198ZM206 165H207V163H206ZM232 165H234V164H232ZM241 165H242V164H241ZM243 165H244V164H243ZM4 166H3V167H4ZM12 166H13V165H12ZM25 166H26V164H25ZM25 166H24V167H25ZM59 166H60V168H61V165H59ZM83 166H84V165H83ZM90 166H92V168H91V167H89V168H91V169H95V167H94L93 165L90 164ZM102 166H103V165H102ZM149 166H152V165H149ZM159 166H160V165H158V169L160 170ZM161 166H162V165H161ZM167 166H168V165H167ZM169 166H170V165H169ZM201 166H202V165H201ZM204 166H205V165H204ZM208 166H209V165H208ZM234 166H235V165H234ZM239 166H240V165H239ZM239 166H237V167H239ZM7 167H8V166H7ZM30 167H31V166H30ZM37 167H38V165H37ZM50 167H51V166H50ZM66 167H67V166H66ZM76 167H77V166H76ZM78 167H79V166H78ZM78 167H77V169H78ZM86 167H87V166H86ZM86 167H85V169H86ZM93 167H94V168H93ZM145 167H146V166H145ZM163 167H165V166L163 165L162 168H163ZM192 167H193V166H192ZM216 167H217V166H216ZM224 167H225V166H224ZM227 167H228V170H229V166H227ZM237 167H236V168H237ZM4 168H5V169H8V168H6V167H4ZM48 168H49V167H48ZM71 168H72V167H71ZM73 168H72V170H73ZM79 168H81V167H79ZM89 168H88V170L90 171ZM96 168H97V167H96ZM107 168H108V167H107ZM142 168H143V167H142ZM148 168H149V167H148ZM155 168H156V167H155ZM165 168H166V167H165ZM168 168H169V167H168ZM177 168H178V166H177ZM231 168H232V166H231ZM231 168H230V169H231ZM254 168H255V167H254ZM5 169H4V170H5ZM9 169H10V168H9ZM9 169H8V170H9ZM41 169H42V168H41ZM50 169H52V167H51ZM50 169H48V170L50 171ZM54 169H53V170H54ZM66 169H68V167H67ZM69 169H70V168H69ZM75 169H76V168H75ZM77 169H76V170H77ZM82 169H83L82 171L85 172L84 167H82ZM97 169H98V168H97ZM97 169H96V170H97ZM104 169H105V168H104ZM109 169H110V168H109ZM143 169H144V168H143ZM172 169H174V168H172ZM206 169H207V168H206ZM216 169H217V168H216ZM221 169H222V168H221ZM221 169H220V170H221ZM249 169H251V168H249ZM249 169H248V170L246 169L247 173H248ZM4 170H3V171H4ZM8 170H6V171H8ZM12 170H13L14 172L16 171L15 173L17 174V169H16V170H15V169H12ZM22 170H23V169H22ZM29 170H30V169H29ZM45 170H46V169H45ZM60 170H61V169H59V171H60ZM63 170H64V169H63ZM76 170H75V172H76ZM161 170H162V169H161ZM164 170H165V169H164ZM178 170H179V169H178ZM200 170H201V169H200ZM208 170H209V169H208ZM214 170H215V169H214ZM225 170H226V169H225ZM228 170H227V171H228ZM232 170H233V169H232ZM232 170H230L231 173H232ZM234 170H235V169H234ZM242 170H244V169H242ZM251 170H252V169H251ZM251 170H250V171H251ZM3 171H2V172H3ZM9 171H10V170H9ZM13 171H12V172H13ZM25 171H27V170H25ZM51 171H52V170H51ZM55 171H56V170H55ZM65 171H66V170H65ZM77 171H78V170H77ZM107 171H108V170H107ZM109 171H110V170H109ZM180 171H181V170H180ZM209 171H211V170H209ZM230 171H229V172H230ZM239 171H240V170H239V168H238V172H239ZM0 172H1V171H0ZM23 172H24V171H23ZM31 172H32V171H31ZM45 172H47V170L44 171V173H45ZM52 172H53V171H52ZM52 172H51V173H52ZM66 172H67V171H66ZM66 172H65V173H66ZM69 172H70V171H69ZM75 172H73V174H72L73 176H74V173H75ZM100 172H101V171H100ZM123 172H124V171H123ZM144 172H146V171H144ZM149 172H151V171H149ZM165 172H167V171H165ZM165 172H164V173H165ZM211 172H212V171H211ZM236 172H237V171H236ZM242 172H243V171H242ZM252 172L254 173V170H253ZM252 172H251V173H252ZM255 172H256V171H255ZM3 173H4V172H3ZM40 173H42V172H40ZM56 173H57V171H56ZM59 173L62 174V172H59ZM89 173H93V172L90 171ZM89 173H88V174H89ZM95 173H97V171H96ZM107 173H108V172H107ZM107 173H106V174H107ZM110 173H111V172H110ZM136 173H137V172H136ZM146 173H147V172H146ZM151 173H152V172H151ZM203 173H204V172H203ZM216 173H217V172H216ZM223 173L225 174V172H223ZM227 173H228V172H227ZM227 173H226V174H227ZM256 173H257V172H256ZM6 174H7V173H6ZM9 174H10V173H9ZM16 174H13V173H12V175H14L13 177H15ZM46 174H47V173H46ZM46 174H45V175H46ZM48 174H49V172H48ZM61 174H59V175H61ZM97 174H98V173H97ZM112 174H113V173H112ZM121 174H123V173H121ZM121 174H119V175H121ZM128 174H129V173H128ZM130 174H131V173H130ZM226 174H225V175H226ZM0 175H1V174H0ZM7 175H8V174H7ZM7 175H6V176H7ZM19 175H20V174H18V177H19ZM27 175H28V173H27ZM55 175H56V174H55ZM59 175H58V176H59ZM67 175H68V174H67ZM80 175H84V174H83L82 172H80ZM85 175H86V173H85ZM102 175H103V174H102ZM117 175H118V174H117ZM134 175H135V174H134ZM148 175H149V174H148ZM169 175H170V174H169ZM207 175H208V174H207ZM213 175H214V174H213ZM228 175H229V173H228ZM242 175H243V173H242ZM8 176H9V178H10V175H8ZM25 176H26V175H25ZM46 176H47V175H46ZM46 176H45V177H46ZM48 176H51V175H48ZM53 176H54V174H53ZM63 176H64V174H63ZM65 176H66V174H65ZM73 176H72V177H73ZM87 176H90V175H87ZM97 176L99 177V175H97ZM114 176H115V175H114ZM122 176H123V175H122ZM129 176H131V175H129ZM173 176H174V175H173ZM181 176H182V175H181ZM248 176H250V174H249ZM256 176H258V175H256ZM42 177H43V179H45V180L47 179V177L44 178V175H43V174H42ZM51 177H52V176H51ZM59 177H60V176H59ZM59 177H58V179H59ZM61 177H62V176H61ZM61 177H60V178H61ZM77 177H78V175H77ZM82 177H84V176H81V178H82ZM94 177H95V176H94ZM137 177H138V176H137ZM145 177H146V176H145ZM148 177H149V176H148ZM163 177H164V176H163ZM170 177H171V176H170ZM205 177H206V176H205ZM245 177H246V176H245ZM11 178H12V177H11ZM25 178H26V177H25ZM32 178H33V177H32ZM32 178H31V180H32ZM74 178H75V177H74ZM85 178H86V177H85ZM91 178H92V177H91ZM103 178H104V177H103ZM103 178H102V179H103ZM106 178H107V176H106ZM130 178H131V177H130ZM158 178H159V177H158ZM165 178H166V177H165ZM173 178H174V177H173ZM180 178H181V177H180ZM203 178H204V177H203ZM203 178H202V179H203ZM249 178H250V177H248L247 179H249ZM55 179H56V178H55ZM55 179H54V180H55ZM64 179H65V178H64ZM86 179H87V178H86ZM89 179H90V178H89ZM94 179H95V178H94ZM113 179H114V178H113ZM124 179H125V178H124ZM131 179H132V178H131ZM133 179H134V178H133ZM163 179H164V178H163ZM187 179H188V178H187ZM194 179H195L194 181H196V178H194ZM213 179L215 180V177H213ZM254 179H255V177H254ZM1 180H2V178H1ZM1 180H0V181H1ZM31 180H29V181H31ZM33 180H34V179H33ZM35 180H36V179H35ZM66 180H67V179L64 180V183H65V182L68 183V182L70 181V177H69V181H68V182H67ZM78 180H79V179H78ZM90 180H91V179H90ZM100 180H101V179H100ZM121 180H122V179H121ZM143 180H144V179H143ZM153 180H154V179H153ZM153 180H152V181H153ZM173 180H174V179H173ZM189 180H190V179H189ZM191 180H192V179H191ZM245 180H246V179H245ZM262 180H263V179H262ZM3 181H4V180H3ZM55 181L58 182V180H55ZM80 181H81V179L79 180V182H80ZM82 181H83V180H82ZM82 181H81V185H80V186H84V185H82V184L84 183V182L82 183ZM129 181H130V180H129ZM131 181H132V180H131ZM131 181H130V182H131ZM146 181H147V180H146ZM167 181H168V180H167ZM167 181H166V182H167ZM194 181H193V182H194ZM198 181H199V179H198ZM201 181H202V180H201ZM203 181H204V180H203ZM215 181H217V180H215ZM220 181H221V180H220ZM240 181H241V180H240ZM254 181H255V180H254ZM32 182H33V181H32ZM50 182H51V181H50ZM52 182H53V181H52ZM59 182H60V181H59ZM62 182H63V180H62ZM70 182H71V181H70ZM92 182H94V181H92ZM153 182H154V181H153ZM161 182L163 183V181H161ZM170 182H172V180H170ZM196 182H197V181H196ZM209 182H210V181H209ZM229 182H230V181H229ZM247 182H248V181H247ZM29 183H30V182H29ZM74 183L77 184V182H74ZM95 183H96V182H95ZM107 183H108V182H107ZM110 183H111V182H110ZM125 183H127V182L125 181ZM135 183H136V182H135ZM144 183H145V182H144ZM144 183H143V184H144ZM162 183H160V181H159V184H162ZM167 183H168V182H167ZM179 183H180V182H179ZM210 183H212V182H210ZM219 183H220V182H219ZM232 183H233V182H232ZM13 184H14V183H13ZM13 184H11V185H13ZM31 184H32V183H31ZM33 184H34V182H33ZM33 184H32V185H33ZM52 184H53V183H52ZM55 184H56V183H55ZM57 184H58V183H57ZM72 184H73V183H72ZM72 184H71V185H72ZM93 184H94V183H93ZM102 184H103V183H102ZM105 184H106V183H105ZM136 184H137V183H136ZM148 184H149V183H148ZM199 184H200V183H199ZM222 184H223V183H222ZM229 184H230V183H229ZM26 185H28V184H26ZM26 185H25V186H26ZM36 185H37V184H36ZM48 185H49V184H48ZM53 185H54V184H53ZM53 185H52V186H53ZM59 185H60V184H58V186H59ZM61 185H62V184H61ZM69 185H70V184H69ZM73 185H74V184H73ZM94 185H95V184H94ZM98 185H100V184H98ZM103 185H104V184H103ZM123 185H125V184H123ZM130 185H131V184H130ZM139 185H140V184H139ZM151 185H153V184H151ZM154 185H155V184H154ZM157 185H158V184H157ZM181 185H182V184H181ZM185 185H186V184H185ZM218 185H220V184H218ZM66 186H67V185H66ZM88 186H89V185H88ZM88 186H87V187H88ZM104 186H105V185H104ZM106 186H107V185H106ZM110 186H111V185H110ZM110 186H109V187H110ZM112 186H113V189H114V188H115V187H114V183L112 184ZM112 186H111V187H112ZM142 186H144V185H142ZM147 186H148V185H147ZM149 186H150V185H149ZM159 186H160V185H159ZM167 186H168V185H167ZM176 186H177V185H176ZM176 186H175V187H176ZM189 186H191V185H189ZM203 186H205V185H203ZM209 186H210V185H209ZM213 186H214V185H213ZM250 186H251V185H250ZM16 187H17V186H16ZM77 187H78V186H77ZM77 187H76V189H77V191H78V188H77ZM109 187H108V188H109ZM125 187H126V186H125ZM127 187H128V186H127ZM151 187H152V186H151ZM164 187H165V186H164ZM168 187H169V186H168ZM201 187H202V186H201ZM210 187H212V185H211ZM242 187H244V186H242ZM245 187H246V186H245ZM11 188H13V187H11ZM54 188H55V187H54ZM54 188H53V189H54ZM56 188H57V187H56ZM102 188H103V186H102ZM116 188H117V187H116ZM133 188H134V187H133ZM165 188H167V187H165ZM169 188H170V187H169ZM195 188H196V187H195ZM203 188H204V187H203ZM208 188H209V187H208ZM212 188H213V187H212ZM214 188H215V187H214ZM223 188H224V187H223ZM223 188H221V189H223ZM9 189H10V188H9ZM22 189H23V188H22ZM35 189L37 190V188H35ZM80 189H81V188H80ZM86 189H87V188H86ZM127 189H128V188H127ZM127 189H126V190H127ZM152 189H153V188H152ZM152 189H151V190H152ZM161 189H162V188H161ZM173 189H174V188H173ZM209 189H210V188H209ZM232 189H233V188H232ZM241 189H242V188H241ZM10 190H11V189H10ZM20 190H21V188H20ZM30 190H31V189H30ZM165 190L168 191V189H165ZM196 190H197V189H196ZM202 190H203V189H202ZM227 190H228V189H227ZM25 191H26V190H25ZM32 191H33V190H32ZM170 191H171V190H170ZM197 191H198V190H197ZM7 192L9 193V191H7ZM20 192H21V191H20ZM43 192H44V191H43ZM52 192H53V191H52ZM110 192H111V191H110ZM113 192H115V191H113ZM126 192H127V191H126ZM151 192H152V191H151ZM203 192H205V191H203ZM209 192H210V191H209ZM213 192H214V191H213ZM213 192H212V193H213ZM228 192H229V191H228ZM257 192H258V194L260 193L259 191H257ZM8 193H7V194H8ZM13 193H14V192H13ZM13 193H12V194H13ZM22 193H23V192H21V195H22ZM41 193H42V191H41ZM50 193H51V192H50ZM53 193H54V192H53ZM74 193H76V192H74ZM131 193H133V192L131 191ZM140 193H141V192H140ZM198 193H201V192H198ZM216 193H217V192H216ZM218 193H219V192H218ZM221 193H222V192H221ZM234 193H235V192H234ZM7 194H6V195H7ZM17 194H18V192H17ZM25 194H26V193H25ZM34 194H35V193H34ZM42 194H43V193H42ZM46 194H47V193H46ZM58 194H59V193H58ZM93 194H94V193H93ZM93 194H92V195H93ZM99 194H100V196H101V192H100V191H99ZM129 194H130V193H129ZM155 194L157 195V193H155ZM203 194H204V193H203ZM219 194H220V193H219ZM251 194H252V193H251ZM6 195H5V196H6ZM21 195H20V196H21ZM59 195H60V194H59ZM65 195H66V193H65ZM200 195H201V194H200ZM28 196H29V195H28ZM28 196H27V197H28ZM35 196H36V195H35ZM81 196H82V193H81ZM81 196H80V197H81ZM94 196H96V195H94ZM109 196H110V195H109ZM139 196H141V195L139 194ZM152 196H154V195H152ZM198 196H199V195H198ZM208 196H209V195H208ZM220 196H221V195H220ZM246 196H247V195H246ZM249 196H250V195H249ZM256 196H257V195H256ZM258 196H259V195H258ZM8 197H10V196H8ZM25 197H26V196H25ZM32 197H33V196H32ZM36 197H37V196H36ZM45 197H46V196H45ZM51 197L53 198V195H52V194H51ZM55 197H56V196H55ZM57 197H58V196H57ZM60 197H61V196H60ZM60 197H58V199H61ZM67 197H68V196H67ZM74 197H75V196H74ZM74 197H73V198H74ZM78 197H79V193H78ZM82 197H83V196H82ZM98 197H99V195H98ZM112 197H113V196H112ZM123 197H124V196H123ZM218 197H219V196H218ZM15 198H17V197H15ZM18 198H19V197H18ZM23 198H24V196H23ZM30 198H31V197H30ZM46 198H47V197H46ZM86 198H87V197H86ZM113 198H114V197H113ZM113 198H111V199H113ZM120 198H121V197H120ZM202 198H204V197L202 196ZM209 198H210V197H209ZM209 198H207V199H209ZM26 199H27V198H26ZM37 199H38V198H37ZM56 199H57V198H56ZM81 199H82V198H81ZM81 199H80V200H81ZM210 199H211V198H210ZM17 200H18V199H17ZM23 200H24V199H23ZM64 200H65V199H64ZM66 200H67V198H66ZM68 200H69V198H68ZM72 200H73V199H72ZM75 200H76V199H75ZM83 200H84V197H83ZM97 200H98V199H97ZM103 200H104V199H103ZM195 200H196V202H198V205H199V201H197V199H195ZM199 200H200V199H199ZM216 200H217V199H216ZM219 200H220V199H219ZM18 201L21 202L20 200H18ZM26 201H28V200H26ZM26 201H25V202H26ZM44 201H46V199H45ZM59 201H60V200H59ZM85 201H86V200H85ZM101 201H102V200H101ZM101 201H100V202H101ZM129 201H130V200H129ZM131 201H132V200H131ZM191 201H192V200H191ZM38 202H39V201H38ZM40 202H41V201H40ZM56 202H57V201H56ZM91 202H92V200H91ZM96 202H97V201H96ZM100 202H99V203H100ZM102 202H103V201H102ZM186 202H188V201L186 200ZM233 202H234V201H233ZM14 203H15V202H14ZM16 203H17V202H16ZM42 203L45 204V202H43V199H42ZM42 203H41V204H42ZM50 203H51V202H50ZM59 203H60V202H59ZM68 203H69V201H68ZM99 203H98V204H99ZM106 203H107V202H106ZM109 203H110V202H109ZM184 203H185V202H184ZM189 203H190V202H189ZM192 203L195 205L194 202H192ZM202 203H204V202H202ZM207 203H208V201H207ZM207 203H206V204H207ZM41 204H40V205H41ZM46 204L48 205L47 202H46ZM52 204L55 205L56 203H55V204L52 203ZM57 204H58V202H57ZM61 204H62V202H61ZM63 204H64V203H63ZM70 204H71V203H70ZM70 204H69V205H70ZM132 204H133V203H132ZM182 204H183V203H182ZM182 204H181V205H182ZM193 204H192V205H193ZM208 204H209V203H208ZM58 205H59V204H58ZM67 205H68V204H67ZM67 205L65 204V206H67ZM69 205H68V206H69ZM70 206H71V205H70ZM72 206H73V204H72ZM77 206H78V205H77ZM86 206H87V205H86ZM86 206H85V207H86ZM93 206H94V205H93ZM128 206H129V205H128ZM186 206H190V205L187 204V205H185V207H186ZM217 206H218V205H217ZM2 207H4V206H2ZM44 207H45V206L42 207V210H43ZM49 207H50V206H49ZM51 207H53V206H51ZM56 207H57V206H56ZM56 207H54V208H56ZM95 207H96V203H95ZM101 207H102V206H101ZM105 207H106V205H105ZM181 207H182V206H181ZM185 207H184L183 209H185ZM198 207H199V206H198ZM198 207H197V208H198ZM7 208H8V207H7ZM46 208L48 209V207H46ZM46 208H45V209H46ZM57 208H58V207H57ZM81 208H82V207H81ZM128 208H129V207H128ZM189 208H191V206H190ZM201 208H202V207H201ZM1 209H2V208H1ZM38 209H39V208H38ZM45 209H44V210H45ZM47 209H46V210H47ZM60 209H61V208H60ZM77 209H78V208H77ZM85 209H86V208H85ZM85 209H84V210H85ZM90 209H91V208H90ZM98 209H99V208H98ZM110 209H111V208H110ZM44 210H43V211H44ZM51 210H53V209H51ZM56 210H57V209H56ZM69 210H70V208H69ZM84 210H83V211H84ZM93 210H94V208H93ZM193 210H194V209H193ZM39 211H40V213H41V210H39ZM64 211H65V209H64ZM64 211H63V212H64ZM74 211H75V210H74ZM85 211H86V210H85ZM87 211H88V210H87ZM90 211H91V210H90ZM202 211H203V210H202ZM5 212H6V211H5ZM47 212H48V211H47ZM49 212H50V208H49ZM54 212H56V211H54ZM54 212H53V213H54ZM68 212H69V211H68ZM68 212H67V213H68ZM78 212H79V211H78ZM91 212H92V211H91ZM91 212H90V213H91ZM104 212H105V209H104ZM187 212H188V211H187ZM259 212H260V211H259ZM43 213H45V212H42V214H43ZM67 213H66V216H67ZM84 213H85V212H84ZM196 213H197V212H196ZM249 213H250V212H249ZM253 213H255V212H253ZM4 214H5V213H4ZM59 214H60V213H59ZM63 214H64V213H63ZM77 214L79 215V213H77ZM88 214H89V213H88ZM91 214H92V213H91ZM98 214H99V213H98ZM112 214H113V212H112ZM197 214H198V213H197ZM204 214H205V213H204ZM204 214H202V215H204ZM222 214L224 215V213H222ZM263 214H264V213H263ZM48 215H49V214H48ZM70 215H71V214H70ZM75 215H76V214H75ZM80 215H81V213H80ZM86 215H87V213H86ZM89 215H90V214H89ZM96 215H97V214H96ZM114 215H115V214H114ZM210 215H211V218H212V216H213L212 213H211ZM223 215H222V217H223ZM251 215H253V214H251ZM258 215L262 217L261 213H259ZM40 216H41V215H40ZM50 216H51V215H50ZM61 216H63V215H61ZM76 216H77V215H76ZM90 216H92V215H90ZM52 217H53V219H54V216H52ZM58 217L60 218V216H57V218H58ZM63 217H64V216H63ZM74 217H75V216H74ZM78 217H79L78 219H80V216H78ZM84 217H85V216H84ZM112 217H113V216H112ZM225 217H226V216H225ZM227 217H228V216H227ZM71 218H72V216H71ZM86 218H87V216H86ZM95 218H96V217H95ZM189 218H190V217H189ZM214 218H215V217H214ZM235 218H236V217H235ZM255 218H256V217H255ZM60 219H61V218H60ZM63 219H64V218H63ZM91 219H93V217H92ZM96 219H97V218H96ZM257 219H259V218H256V220H257ZM260 219H261V218H260ZM46 220H49V219H46ZM66 220H67V219H66ZM86 220L88 221V223L90 222V221H89L90 218H89V220H88V219H86ZM215 220H216V219H215ZM44 221H45V220H44ZM53 221H54V220H53ZM55 221H56V219H55ZM60 221H61V220H60ZM73 221H74V220H73ZM73 221H72V222H73ZM81 221H82V219L80 220V222H81ZM96 221H97V220H96ZM96 221H95V222H96ZM108 221H109V220H108ZM208 221H210V220H208ZM212 221L215 222L214 220H212ZM254 221H255V220H254ZM254 221H253L252 224H254ZM260 221H261V220H260ZM57 222H58V221H57ZM61 222H62V221H61ZM72 222H71V224H72ZM82 222H83V221H82ZM84 222H85V221H84ZM92 222H94V221H92ZM95 222H94V223H95ZM216 222H219V221H216ZM224 222H225V221H224ZM250 222H252V221H250ZM250 222H249V224H250ZM41 223H42V222H41ZM100 223H101V222H100ZM110 223H112V222H110ZM206 223H207V222H206ZM65 224H66V223H65ZM71 224H70V225H71ZM77 224H78V222H77ZM83 224H84V223H83ZM83 224H82V226H83ZM90 224H91V222H90ZM92 224H93V223H92ZM126 224H127V223H126ZM217 224H219V223H217ZM247 224H248V223H247ZM256 224H257V223H256ZM41 225H43V223H42ZM44 225H45V224H44ZM49 225H50V223H49ZM52 225H54V224H52ZM52 225H51V226H52ZM72 225H73V224H72ZM74 225H75V224H74ZM80 225H81V224H80ZM85 225H86V223H85ZM85 225H84V226H85ZM112 225H113V224H112ZM203 225H204V224H203ZM222 225H223V224H222ZM250 225H251V224H250ZM59 226H61V225H59ZM63 226H64V225H63ZM63 226H62V227H63ZM76 226H77V225H76ZM84 226H83V228H85ZM91 226H93V225H91ZM99 226H100V225H99ZM262 226H263V225H262ZM262 226H261V227H262ZM56 227H58V226H56ZM56 227H55V229H56ZM74 227H75V226H74ZM103 227H106V226H103ZM113 227H114V226H113ZM184 227H185V226H184ZM33 228H34V227H33ZM40 228H41V227H40ZM40 228H39V229H40ZM43 228H44V226H43ZM47 228H48V227H47ZM60 228H61V227H60ZM65 228H66V227H65ZM77 228H78V226H77ZM77 228H76V229H77ZM93 228H94V227H93ZM126 228H127V227H126ZM221 228H222V227H221ZM263 228H264V227H263ZM263 228H261V229H263ZM27 229H29V228L27 227ZM34 229L36 230L37 228H34ZM39 229H37V230H39ZM69 229H70V227H69ZM100 229H101V228H100ZM108 229H109V228H108ZM112 229H113V228H112ZM168 229H169V228H167V230H165V231H168ZM6 230H7V229H6ZM23 230H24V229H23ZM42 230H43V229H42ZM44 230H45V229H44ZM47 230H48V229H47ZM64 230H66V229H63V231H64ZM67 230H68V229H67ZM73 230H75V229H73ZM81 230H82V229H81ZM81 230H79V231L81 232ZM105 230H106V229H105ZM114 230H115V229H114ZM128 230H129V229H128ZM172 230H174V228H173ZM175 230H176V228H175ZM206 230H207V231H206V232H207V233H206V234H207V236H206V237H207V243H206L207 246H206V248H202L201 251H200V252H201V257H202V259H203V260H204V259L206 260L207 257H210V253H211V251H209V248L211 247V245H213V244H217V254H219L220 256H219V260H218L217 262L215 261L214 264H229V262H232V261H230V255H229L230 247H229V245H228V243H227V240L229 241V240H231V239H228V238H227V240H226V237H225L223 234L219 233L220 231L216 228L215 225L212 226V225L207 224V225H206ZM251 230H252V228H251ZM256 230L258 231V232H257V231H256V232L259 233L258 228H257ZM24 231H25V230H24ZM28 231H29V230H28ZM30 231H31V228H30ZM30 231H29V232H30ZM32 231H33V230H32ZM40 231H41V229H40ZM51 231H52V230H51ZM63 231H62V232H63ZM82 231H83V230H82ZM91 231H92V230H91ZM100 231H101V230H100ZM144 231H145V230H144ZM165 231H164V232H165ZM222 231H223V230H222ZM222 231H221V232H222ZM254 231H255V230H254ZM260 231H261V230H260ZM25 232H26V231H25ZM33 232H34V231H33ZM44 232H45V231H44ZM49 232H50V231H49ZM73 232H74V231H73ZM101 232H103V231H101ZM101 232H99V233H101ZM111 232H112V231H111ZM168 232H169V231H168ZM195 232H197V231H195ZM2 233H3V232H2ZM13 233H14V231H13ZM13 233H12V234H13ZM18 233H19V232H18ZM30 233H31V232H30ZM40 233H41V232H40ZM63 233H65V232H63ZM66 233L68 234V232H66ZM74 233H75V232H74ZM81 233H82V232H81ZM85 233H86V232H85ZM90 233H91V232H90ZM99 233H97L96 235H99ZM103 233H104V232H103ZM103 233H102V235H103ZM166 233H167V232H166ZM166 233H163V234H166ZM170 233H171V232H170ZM181 233H183V232H181ZM190 233H191V232H190ZM193 233H194V232H193ZM193 233H192V234H193ZM225 233H226V232H225ZM232 233H233V232H232ZM23 234H25V238H27L26 236H28V235H26V233H22V235H23ZM27 234H28V233H27ZM38 234H39V233H38ZM38 234H37V235H38ZM59 234H60V233H59ZM79 234H80V233H79ZM82 234H83V233H82ZM91 234H92V233H91ZM94 234H95V233H94ZM110 234H111V233H110ZM135 234H136V233H135ZM172 234H173V233H171V235H172ZM176 234H177V233H176ZM2 235H3V234H2ZM7 235H8V234H7ZM9 235H11V234H9ZM15 235H16V234H15ZM15 235H14V236H15ZM20 235H21V234H20ZM73 235H74V234H73ZM86 235H88V234H86ZM86 235H85V237H86ZM104 235L106 236L107 234H104ZM104 235H103V236H104ZM140 235H141V233H140ZM181 235H184V234H181ZM186 235H187V236H186ZM186 235H185V236L188 237V239H189L188 233H187ZM189 235H190V234H189ZM199 235H201V233H200ZM231 235H232V234H231ZM263 235H264V234H263ZM31 236H32V235H31ZM34 236H35V235H34ZM41 236H42V235H41ZM48 236L50 237V233H49ZM48 236H47V237H48ZM54 236H55V235H54ZM74 236H75V235H74ZM79 236H80V235H79ZM90 236H91V235H90ZM190 236H191V235H190ZM195 236H197L196 233H195ZM235 236H236V235H235ZM15 237H16V236H15ZM21 237H22V236H21ZM28 237H29V236H28ZM56 237H57V235H56ZM139 237H140V236H139ZM152 237H153V235H152ZM206 237H205V238L203 237V239H204L203 241H205ZM260 237H261V236H260ZM38 238H39V237H38ZM40 238H41V237H40ZM40 238H39V239H40ZM50 238H51V237H50ZM50 238H49V239H50ZM57 238H58V237H57ZM83 238H84V237H83ZM100 238H102L101 235H100ZM114 238H115V237H114ZM131 238H132V237H131ZM146 238H147V237H146ZM155 238H156V237H155ZM160 238H161V237H160ZM178 238H179V237H178ZM183 238H184V239H187V238H185L184 236H182L181 239H183ZM190 238H191V237H190ZM197 238H198V236H197ZM8 239H12V235H11V238H10V236H9ZM14 239H17V240H18L19 238H14ZM39 239H38V240H39ZM51 239H52V238H51ZM103 239H105V238H103ZM133 239H134V238H133ZM135 239H136V238H135ZM137 239H138V238H137ZM262 239H263V238H262ZM12 240H13V239H12ZM32 240H35V241H36L37 239H35V238L33 237ZM53 240H54V238H53ZM53 240H52V243H54V241H55V240H54V241H53ZM67 240H68V239H67ZM74 240H75V239H74ZM106 240H107V239H106ZM141 240H142V239H141ZM141 240H139V241H141ZM154 240H156V239H154ZM177 240H178V239H177ZM177 240H176V241H177ZM190 240H191V239H190ZM195 240H196V239H195ZM257 240H258V239H257ZM70 241H71V240H70ZM72 241H73V240H72ZM90 241H91V240H90ZM97 241H98V240H97ZM102 241H103V240H102ZM120 241H121V240H120ZM130 241H133V240H130ZM134 241H135V240H134ZM179 241H180V240H179ZM184 241H185V240H184ZM14 242H15V240H14ZM23 242H24V241H23ZM28 242H29V241H28ZM30 242H31V241H30ZM36 242H37V241H36ZM40 242H42V241H40ZM57 242H58V240H57ZM64 242H65V241H64ZM87 242H88V241H87ZM107 242H108V241H107ZM232 242H233V241H232ZM25 243H26V241H25ZM38 243H39V242H38ZM42 243H43V242H42ZM62 243H63V242H62ZM83 243H84V241H83ZM93 243H94V242H93ZM97 243H98V242H97ZM175 243H176V242H175ZM178 243H179V242H178ZM182 243H183V241H182ZM184 243H185V242H184ZM193 243H194V242H193ZM40 244H41V243H40ZM45 244H46V243H45ZM45 244H44V245H45ZM55 244L58 245V244H60V243L58 242V243H55ZM94 244H95V243H94ZM94 244H93V245H94ZM104 244H105V243H104ZM154 244H155V243H154ZM194 244H195V243H194ZM20 245H21V244H20ZM37 245H38V244H37ZM41 245H42V244H41ZM61 245H62V244H61ZM61 245H60V246H61ZM63 245H64V244H63ZM65 245H66V244H65ZM72 245H73V244H72ZM83 245H85V244H83ZM125 245H126V244H125ZM137 245H138V244H137ZM158 245H159V244H158ZM180 245H181V244H180ZM21 246H23V245H21ZM55 246H56V245H55ZM58 246H59V245H58ZM58 246H56V249H57ZM67 246H70V245H67ZM73 246H75V245H73ZM77 246H78V245H77ZM164 246H165V245H164ZM18 247H19V245H18ZM30 247H31V246H30ZM36 247H37V246H36ZM45 247H46V246H45ZM78 247H79V246H78ZM82 247H84V246H82ZM92 247H93V246H92ZM185 247H186V246H185ZM16 248H17V247H16ZM26 248H28V247H26ZM46 248H47V247H46ZM69 248H71V246H70ZM72 248H73V247H72ZM154 248H155V247H154ZM157 248H158V247H157ZM188 248L190 249V247H188ZM21 249H23V248H21ZM21 249H20V250H21ZM35 249H36V248H35ZM47 249H49V247H48ZM51 249H52V248H51ZM60 249H61V248H60ZM65 249H66V248H65ZM77 249H78V248H77ZM80 249H81V247H80ZM80 249H78V250H80ZM82 249H83V248H82ZM91 249H92V248H91ZM102 249H103V248H102ZM105 249H106V248H105ZM174 249H175V248H174ZM16 250H17V249H16ZM20 250H19V251H20ZM37 250H38V249H37ZM66 250H67V249H66ZM71 250H72V249H71ZM78 250H77V251H78ZM92 250H93V249H92ZM168 250H169V249H168ZM181 250H182V249H181ZM218 250H220V251H218ZM40 251H42V250H40ZM50 251H52V250H50ZM73 251H74V249H73ZM82 251H83V250H82ZM93 251H94V250H93ZM105 251H106V250H105ZM171 251H173V250H171ZM196 251H197V250H196ZM13 252H14V250H13ZM57 252H58V251H57ZM65 252H66V251H65ZM65 252H64V253H65ZM111 252H112V251H111ZM11 253H12V252H11ZM19 253H21V251H20ZM19 253H18V254H19ZM23 253H24V252H23ZM39 253H40V252H39ZM81 253H82V252H81ZM91 253H92V252H91ZM97 253H98V252H97ZM101 253H102V252H101ZM106 253H107V252H106ZM172 253H173V252H172ZM185 253H186V252H185ZM36 254H37V253H36ZM36 254H35V255H36ZM48 254L52 255V253H48ZM67 254H68V253H67ZM82 254H83V253H82ZM93 254H94V253H93ZM108 254H109V253H108ZM139 254H140V253H139ZM162 254H163V253H161V255H162ZM187 254H189L188 251H187ZM187 254H186V255H187ZM12 255H13V254H12ZM50 255H49V256H50ZM59 255H60V254H59ZM91 255H92V254H91ZM166 255H167V253H166ZM166 255H163V256H166ZM14 256H15V255H14ZM22 256H23V255H22ZM26 256H28V255H26ZM37 256H38V255H37ZM60 256H61V255H60ZM96 256H97V255H96ZM96 256H95V257H96ZM113 256H114V255H113ZM153 256H154V255H153ZM157 256H159V255H157ZM172 256H174V254H173ZM190 256H191V254H190ZM192 256H193V254H192ZM196 256H197V255H196ZM199 256H200V255H199ZM7 257H8V256H7ZM19 257H20V256H19ZM28 257H29V256H28ZM28 257H27V258H28ZM39 257H40V256H39ZM46 257H47V256H46ZM75 257H76V256H75ZM98 257H99V256H98ZM159 257H160V256H159ZM166 257H167V256H166ZM166 257H163V258H166ZM184 257H185V254H184ZM187 257H189V256H187ZM11 258H12V257H11ZM24 258H25V257H24ZM50 258H52V256H50ZM50 258H49V260H50V262H52V259H50ZM68 258H69V257H68ZM80 258H81V257H80ZM89 258H90V257H89ZM153 258H154V257H153ZM163 258H162V259H163ZM234 258H235V257H234ZM12 259H13V258H12ZM28 259H29V258H28ZM59 259H60V258H59ZM61 259H62V258H61ZM74 259H75V258H74ZM74 259H73V260H74ZM90 259H91V258H90ZM100 259H101V258H100ZM100 259H99V260H100ZM104 259H106V258H104ZM110 259H111V258H110ZM149 259H150V258H149ZM154 259H155V258H154ZM170 259H171V258H170ZM173 259H174V258H173ZM35 260H36V259H35ZM37 260H38V259H37ZM43 260H44V259H43ZM49 260H48V261H49ZM62 260H63V259H62ZM91 260H92V259H91ZM116 260H117V259H116ZM157 260H158V259H157ZM159 260H160V259H159ZM187 260H188V259H187ZM15 261H16V260H15ZM38 261H39V260H38ZM57 261H58V260H57ZM88 261H89V260H88ZM163 261H165V260H163ZM167 261H168V260H167ZM179 261H180V260H179ZM195 261H196V260H195ZM206 261H207V260H206ZM208 261H209V260H208ZM259 261H260V260H259ZM45 262H46V261H45ZM45 262H44V263H45ZM50 262H48V263H50ZM158 262H160V261H158ZM209 262H210V261H209ZM212 262H213V261H212ZM239 262H240V261H239ZM239 262H238V264H239ZM18 263H19V262H18ZM54 263H55V261H54ZM56 263H57V262H56ZM83 263H84V262H83ZM103 263H104V262H103ZM160 263H161V262H160ZM180 263H181V261H180ZM196 263H197V262H196ZM196 263H195V264H196ZM199 263H200V262H199ZM201 263H202V262H201ZM12 264H14V263L12 262ZM20 264H21V263H20ZM90 264H91V263H90ZM95 264H96V263H95ZM174 264H175V263H174ZM235 264H236V263H235Z\"/></svg>",
  "mask_w": 264,
  "mask_h": 264
}]
</instances>
